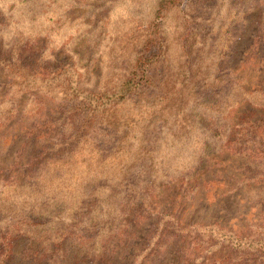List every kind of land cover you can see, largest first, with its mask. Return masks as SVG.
<instances>
[{
  "label": "rangeland",
  "instance_id": "1",
  "mask_svg": "<svg viewBox=\"0 0 264 264\" xmlns=\"http://www.w3.org/2000/svg\"><path fill=\"white\" fill-rule=\"evenodd\" d=\"M181 2L185 11L166 12L160 35L162 44L168 42L172 64L181 61L179 39L190 30L194 46L188 61L197 64V74L226 80L230 99L221 97L219 108H196L199 125L193 127L173 129L168 121L158 129L146 128L135 118L139 138L144 133L158 138L149 145L156 147V160L170 179L158 182L147 195L129 191L126 198L121 196L114 204L120 216L122 212L120 228L101 245L96 237H81L83 226L66 218L63 202L55 206L53 201L64 197L69 177L79 187L100 170H106V179L119 175V166L104 168L95 154L87 161L73 153L72 167L65 168L60 183H49L56 179L48 172L38 184L40 193L37 188L8 189L3 183L20 185L41 176L48 162L70 156L79 138H90L92 147L107 152L116 147L107 136L111 129L104 128L99 116L73 110L62 89L18 86L21 78L0 70V85L5 83L0 87V219L18 224L14 232L28 229V218L6 205L20 192L32 194L29 200L36 210L39 198L46 199L37 221L48 222L47 230L33 227L30 234L11 240L8 264H50L37 258L49 251L48 239L56 240L51 251L58 252L59 264H264L259 252L263 245L242 251L230 244L240 237L264 244V0ZM152 5L153 0H0V56L13 64L19 60L37 82L59 66H70L81 89L97 92L119 63L127 66L145 49ZM156 49L155 44L147 55ZM153 70L164 79L169 66ZM208 89L198 91L203 99ZM232 102L236 111L231 115ZM118 108L129 117L137 107L129 100ZM87 148L79 146L80 154L85 149L88 155ZM126 148L136 153L140 147L133 143ZM123 185L114 189L122 193ZM32 204L25 213L33 210ZM13 207L19 211L21 205ZM164 214L172 218L157 216ZM163 221L175 222L180 234L159 236Z\"/></svg>",
  "mask_w": 264,
  "mask_h": 264
},
{
  "label": "trees",
  "instance_id": "2",
  "mask_svg": "<svg viewBox=\"0 0 264 264\" xmlns=\"http://www.w3.org/2000/svg\"><path fill=\"white\" fill-rule=\"evenodd\" d=\"M185 8L186 4L182 5L181 0H153L151 8L153 17L146 26L147 38L145 40V49L138 52L135 56V60L132 63L130 61L127 66L124 67V62L119 63L114 68V73L112 74L114 76L108 81L112 82V85L108 86L109 83L107 82L105 87L99 89L97 92L84 91L81 89L78 80L75 79V74L72 71L73 68L70 66H59L51 71L48 78L45 77L41 79L42 81L37 82L35 80L36 74L18 65V59V63L13 64L11 60L3 59L0 56V70L4 73H6L7 70L9 76H16L24 81L18 86L27 88L31 84H38L40 88L49 87V89H52L55 87L62 89L65 96L64 102L72 104L75 107L73 110L84 112L87 116H99L100 123L104 125V128L111 129L110 134L107 135L111 137L109 140L110 144L114 143L113 146L116 145L115 148L111 147L105 152L99 148L92 147V140L90 138H79L75 143L71 155L65 158L53 159L48 162L45 171L40 173L41 176H33L30 180L20 185H16L14 182L3 183V185L8 189L13 187L15 189H22L23 187V189L28 188L32 190L38 187V184L42 182L44 175L48 172H52L56 179L50 180L49 183L58 185L60 183L59 180L62 179L65 168L67 166L72 167L70 158L73 153V157L76 159L87 161L92 159L91 155L95 154L94 156L97 157L98 162H100L104 168H115L119 166L122 173H119L117 176L113 175L112 178L107 176L106 179L104 176L106 175V170H100L97 172L96 176L90 174L89 179L83 182L79 187L75 186L76 179L74 177H69V186L64 187L66 194L60 200L53 201L55 202L53 205L56 206L58 201L65 204V210L68 212L66 218H70L77 226H83L82 231H80L82 234L81 237L83 238L96 237V241L99 240V244L101 245L103 238H110L114 235L120 228L122 222L120 219L122 212L120 210V216L119 210L114 205L115 202L120 199L121 196L122 199L126 198L128 196L127 192L129 191H136L137 195H140L139 191H145L144 194L147 195V192L152 190L154 186L156 187L158 182L170 179L166 171L163 170L161 164L156 160V147H151L149 145L151 140L157 142L158 138L148 133H144L142 137L139 138V136L134 133V128L137 127L135 118H141L142 124H145L144 127L146 128L155 125L157 128H154L158 129L162 124H168V121L173 122L171 125L173 129L178 128L180 125L184 128L193 127L199 125L197 122L198 117L194 113L196 108L204 107L209 110L219 108V99L221 97L226 95V100L230 99L223 85L227 84L226 80L217 76L211 77L206 72L197 74L195 71V69H197V64L188 61L194 46V44H190V30H186L185 34L181 35L179 39L182 43L179 49V53L183 54L181 55V61H177L175 65L172 64L171 56L168 53V42H166V40H163L165 46L163 50L160 35L164 32L162 23L166 12L176 10L177 12L183 13ZM192 18L191 16L190 19L192 20ZM155 44L157 45L156 51L147 55L148 51H150ZM164 64L169 66V72L163 79V74H158L153 68H161ZM4 85L5 83L3 82L0 87ZM202 86L209 88L208 91H206L208 95L204 99L201 97V93L198 92ZM129 100L130 102L133 101V105L137 107L132 108L135 114H130L129 117H127L126 114L120 115L123 110L122 108H118L119 105ZM234 105L235 102H232L231 106H229V114L231 115L236 111V109L233 108ZM144 106H150L151 108H144ZM158 106L162 108H157ZM12 112H15V110H12ZM144 114L147 115V118H144ZM120 132L123 135H121ZM128 142L130 144L137 143V147H140L139 150L136 153H132L126 148V145H130ZM86 144L88 147L86 152L88 151L89 154L87 155V153H84L85 149H83L80 154L79 146ZM159 173L160 176L158 175ZM100 182H104V184L100 188H97ZM85 184H88V187H85ZM119 184H124L122 193H118L117 190L114 189ZM87 188L90 189L87 190ZM37 189L40 193V188ZM31 195L32 194L27 195L17 192L8 198L10 204L6 205L10 211L18 214L20 217L28 218V220L25 221V224H28V229L23 228L18 230V232H14L18 224H15L12 219H0V264H8L11 254L10 248L12 247L10 242L14 237L17 235L30 234L31 228L33 227H40V230H47V220L44 222L37 221V219H41V210L43 202H45L46 199L43 196L39 198V206L36 210L35 206L29 200ZM52 200L53 199H51V201ZM13 201L15 203H12ZM15 204L21 205L19 211L14 209L13 205ZM28 204H32L31 208L33 210L25 213L29 208ZM61 208L62 207H60V209ZM33 215L35 218H32ZM157 216L160 218L161 216L172 218L170 214ZM32 220L34 222H31ZM72 226L75 227V225ZM200 227L209 228L208 226ZM200 227H198L197 230L201 229ZM214 229H209V231L213 232ZM179 232L180 227H178L175 222L167 223L166 221H163L162 227H159L156 231L159 236L164 235V233H172L177 236L176 234H180ZM38 239L40 238L38 237ZM56 239L59 241L61 238L58 236ZM47 242H52L49 251L45 250L43 253L37 254V258L50 264H59L58 252H56V250L51 251L56 240L48 239ZM230 244L232 248L236 250L242 249V251L248 250L249 248L262 247L260 245L264 246L262 241L259 240L255 242L250 240L249 237H240L230 242ZM87 247L93 251L92 246ZM100 250H102V246H100ZM259 252L264 253V251ZM142 254L143 252L140 253V255ZM260 258L263 259L264 255H261Z\"/></svg>",
  "mask_w": 264,
  "mask_h": 264
}]
</instances>
